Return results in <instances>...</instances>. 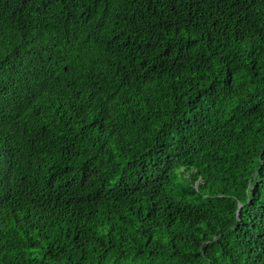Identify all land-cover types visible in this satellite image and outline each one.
Instances as JSON below:
<instances>
[{
    "label": "trees",
    "instance_id": "obj_1",
    "mask_svg": "<svg viewBox=\"0 0 264 264\" xmlns=\"http://www.w3.org/2000/svg\"><path fill=\"white\" fill-rule=\"evenodd\" d=\"M0 264H264V0H0Z\"/></svg>",
    "mask_w": 264,
    "mask_h": 264
},
{
    "label": "water",
    "instance_id": "obj_2",
    "mask_svg": "<svg viewBox=\"0 0 264 264\" xmlns=\"http://www.w3.org/2000/svg\"><path fill=\"white\" fill-rule=\"evenodd\" d=\"M240 207V206H239Z\"/></svg>",
    "mask_w": 264,
    "mask_h": 264
}]
</instances>
